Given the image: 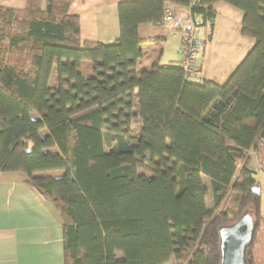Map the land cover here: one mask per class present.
I'll return each mask as SVG.
<instances>
[{"label":"trees","instance_id":"obj_1","mask_svg":"<svg viewBox=\"0 0 264 264\" xmlns=\"http://www.w3.org/2000/svg\"><path fill=\"white\" fill-rule=\"evenodd\" d=\"M217 1L243 12L241 32L254 39L224 84L192 81L180 63L137 68L138 27L157 23L166 2L198 16L209 39ZM71 2L0 7V173L23 172L50 204L64 264H223V232L240 220L252 222L243 264H256L264 0L120 1L112 43L82 41Z\"/></svg>","mask_w":264,"mask_h":264},{"label":"crops","instance_id":"obj_2","mask_svg":"<svg viewBox=\"0 0 264 264\" xmlns=\"http://www.w3.org/2000/svg\"><path fill=\"white\" fill-rule=\"evenodd\" d=\"M120 1L124 0H72L69 12L79 17L82 41L112 43L116 39L119 34L117 5ZM26 2L27 0H0V7L23 9ZM172 8L174 11L175 7ZM212 8L216 16L211 36L208 39L210 27L201 26L199 33L206 37L207 43L197 60V72L193 77L187 78L196 82L206 79L222 85L251 50L254 39L241 32L243 12L240 9L224 1L215 2ZM185 11L182 8L180 16H175L174 13L175 19L187 17L188 11L186 9ZM187 22L186 18L182 20L181 27ZM167 31H171L174 38L178 37L177 52L179 53L183 28L180 30L175 24L139 25L138 33L145 55L137 68L150 66L153 62L162 65L180 62V53L176 59L167 58L165 62L161 61L164 49L157 50L158 39L165 38ZM235 33H239L241 37L239 43L236 40L234 45L231 41ZM220 38L223 48L213 49V45ZM224 54H229V57L223 58ZM82 72L84 75L92 72L90 62L84 63ZM251 163H254L253 158ZM256 176L259 177L258 173ZM24 181L23 172L0 173V264H64L60 221L50 204ZM259 188L261 195V185ZM260 236L264 239V226L261 227ZM262 253H264L263 246L254 247L255 255Z\"/></svg>","mask_w":264,"mask_h":264},{"label":"rangeland","instance_id":"obj_3","mask_svg":"<svg viewBox=\"0 0 264 264\" xmlns=\"http://www.w3.org/2000/svg\"><path fill=\"white\" fill-rule=\"evenodd\" d=\"M217 2H220V1H217ZM183 11H185V9L183 8ZM177 12L180 14V11L177 10ZM174 13H175V9H174ZM184 23V22H183ZM201 29V28H200ZM220 35H222V32L220 33ZM233 39H232V43L235 45L236 44V40H237V43H239V37H241V35L238 34H234L233 35ZM221 42H222V38H220L214 45H213V49L215 50H221V48H223V45H221ZM156 43V42H155ZM177 45H178V37L177 38H174L172 36V32L171 31H167L166 34H165V38H159L158 39V46H157V50H160V49H164L163 50V55H162V60L163 62H165L167 60V58H171V59H176L179 57V53L177 52ZM207 46H209V43L207 44ZM222 53H225V51H222ZM229 57V54H224L223 55V58H227ZM262 148H263V151H264V143L262 144ZM251 156L254 160V163L252 164L251 163V167L252 169L256 170V173H258L259 177L256 176V173L255 174V179L260 183L261 185V195H260V210L262 213H264V167H261L260 168H257V164H258V161H257V158H256V154L255 153H251ZM261 158H264V157H261ZM264 166V164H263ZM139 171H143L142 169H139ZM62 172L61 171H50L49 172V175H57V174H61ZM145 174L146 175H149V171H145ZM253 174V176H254ZM204 180H205V183L206 185L208 186L209 188V191L205 197V204L208 208H212L213 207V203H212V197H211V190H210V180L206 177H204ZM263 224H264V221H263ZM184 234H190L192 235L193 233H190L189 231H185ZM183 234V235H184ZM260 236V233L258 234V238ZM184 239L181 240V244L182 246L184 245ZM257 243V242H256ZM258 245L255 244L253 246V253H254V247L256 248ZM259 246H263L264 247V239L261 238L260 236V245ZM255 260H256V264H264V253H262L261 255H255ZM168 264H175V260L174 258H171L169 263Z\"/></svg>","mask_w":264,"mask_h":264},{"label":"built area","instance_id":"obj_4","mask_svg":"<svg viewBox=\"0 0 264 264\" xmlns=\"http://www.w3.org/2000/svg\"><path fill=\"white\" fill-rule=\"evenodd\" d=\"M172 6L173 5L170 2L165 3L162 12V17L155 24L158 25L175 24L174 22L177 19H175ZM186 19L188 22L187 24H183L182 27L183 35L179 46V53L181 56L179 63L181 64V66H183L186 76L193 77L194 74L197 72L195 71V68L197 67V60L200 57L204 45L206 43V37L202 36L199 33L201 26H200V18L198 16L193 17L189 14L188 11Z\"/></svg>","mask_w":264,"mask_h":264},{"label":"flooded vegetation","instance_id":"obj_5","mask_svg":"<svg viewBox=\"0 0 264 264\" xmlns=\"http://www.w3.org/2000/svg\"><path fill=\"white\" fill-rule=\"evenodd\" d=\"M238 226L231 228L234 224L228 227V230L224 232L226 246H224V258L223 264H240L243 262L244 247L247 241L251 237V233L248 229H244L243 226H252L251 223H247L245 220H240ZM235 223V224H236Z\"/></svg>","mask_w":264,"mask_h":264},{"label":"water","instance_id":"obj_6","mask_svg":"<svg viewBox=\"0 0 264 264\" xmlns=\"http://www.w3.org/2000/svg\"><path fill=\"white\" fill-rule=\"evenodd\" d=\"M181 21H182V19H178V20L175 21V24L179 25L181 23ZM259 190H260L259 187H254L252 189V192H254L255 194H258L257 191H259ZM236 226H238V223L234 224L231 228L236 227ZM243 227H244V229H248L250 232L252 231V226H250V224L248 226H243ZM227 230H228V228L226 230H224V232H226ZM220 234H222V230H220ZM223 238H225V236H223ZM224 246H226L225 239H223L222 242H221V261H222V263H223L224 253H225L224 252V250H225ZM224 264H226V263H224ZM240 264H243V262H241Z\"/></svg>","mask_w":264,"mask_h":264}]
</instances>
